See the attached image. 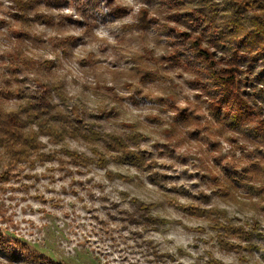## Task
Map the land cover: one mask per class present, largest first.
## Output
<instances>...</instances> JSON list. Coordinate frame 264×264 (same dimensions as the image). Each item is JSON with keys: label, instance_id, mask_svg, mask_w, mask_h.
<instances>
[{"label": "rangeland", "instance_id": "1", "mask_svg": "<svg viewBox=\"0 0 264 264\" xmlns=\"http://www.w3.org/2000/svg\"><path fill=\"white\" fill-rule=\"evenodd\" d=\"M256 1L264 3L146 0L148 12L156 16L144 15L133 27L145 30L141 41L151 31L165 46L164 56L134 58L131 71L113 74L116 87L129 95L121 98L98 87L99 106L89 109L69 107L63 98L61 105H53L52 89L24 87L20 74L47 75L56 63L37 65L26 59L31 50L26 41H32L31 48L44 47L28 29L35 23L52 26L58 19V27L86 23L90 30L126 10L114 0H12V7L0 0V44L11 47L0 55V68L11 76L0 89V264H178L187 253L179 249L173 254L163 246V237L179 225L173 210L183 213L187 223L208 220L216 232L205 241L200 229H189L197 234L193 251L207 244L234 254L239 264H264V129L257 122L264 120V52L245 47L241 32L239 42L227 41L230 19L251 28L248 17H264ZM41 6L47 11L42 13ZM67 7L83 19L52 15L53 9ZM218 29L224 41L217 39ZM76 43L80 41L58 46L67 57ZM199 48L207 49L213 61L203 59ZM228 62L234 63L236 89L250 112L238 122L231 111L216 107L224 100L218 85ZM177 77H184L189 95L174 84ZM154 86L162 89L163 99L152 97ZM12 100L23 103L8 111ZM125 102L151 103L167 119L129 124ZM20 108L23 127L2 121L4 114ZM221 138L233 149L222 152ZM180 198L192 203L184 205ZM138 201L159 221H141L134 207ZM210 203L232 205L243 219L229 218L218 207L206 209ZM205 256L211 253L204 252L196 264H219Z\"/></svg>", "mask_w": 264, "mask_h": 264}, {"label": "clouds", "instance_id": "2", "mask_svg": "<svg viewBox=\"0 0 264 264\" xmlns=\"http://www.w3.org/2000/svg\"><path fill=\"white\" fill-rule=\"evenodd\" d=\"M4 2L8 7L13 6L12 0H4ZM114 3H118L121 8H124L126 14L114 21L94 25L90 30L86 23L84 26L65 23L63 27H58L60 25L58 19L53 21L52 26L42 23L33 24L28 29V33L30 36L38 38L44 47L34 49L31 48L32 41H26L25 43L31 49L25 54L26 59L37 65L45 62L56 63L52 64L51 71L47 75H41L34 71L20 74L18 78L26 81L24 87L32 91H35L37 87H43L44 90L52 89L53 94L50 103L53 105H61L63 98L69 107L86 105L89 109L99 106L100 101L94 92L98 87L112 89L121 98L127 97L129 94L126 91H121L116 87L113 82V74L131 71L134 66L133 59L144 58L145 53H151L153 58H162L165 46L155 38L151 31L147 32V40L141 41L139 37L141 32L145 30L133 27L140 24L144 15L152 18L156 16L154 11L148 12L149 5L146 0H114ZM46 11L41 6V12ZM52 15L54 17H71L72 20L83 19L73 7L53 9ZM68 40L80 41V43L74 44L71 48V55L65 57L58 45ZM5 51H11V47L0 44V55H3ZM84 61L90 63L85 64ZM98 77L101 79L98 80ZM9 79H11L10 74L3 72L0 68V89L5 86L4 81ZM27 81H35V83H27ZM174 84L184 86V95H189L191 90H188L184 85V77H177ZM12 87H16V85H12ZM151 95L155 99L164 98V92L160 87L154 86ZM20 103L23 101H10L9 104L12 107L8 111H12L15 105ZM179 104L181 107H187L185 100H180ZM124 107L129 124H147L149 117L160 116L161 119H167V116H161L158 109L151 103L135 106L125 102ZM61 110L63 109L61 108ZM164 127L167 128L168 125L165 124ZM220 143L222 152L227 153L233 149V145L225 138H221ZM142 147L147 148L148 145L145 144ZM179 151H185V149L180 148ZM236 155L239 156V152ZM196 182L192 181V183ZM204 191L208 195L211 194L207 189ZM180 203L189 205L192 202L186 198H180ZM217 207L227 212L229 218L243 219L241 213L236 211L232 205L210 203L205 206L208 210ZM184 217L183 213H177L173 210V220L178 221L179 225L163 237V240L167 242L163 246L168 252L175 254L179 249H183L187 253V256L179 258L178 264H196V259L204 252L211 253V257H204L205 261L211 258L219 264H239L234 254L225 255L207 244L201 245L199 252L193 251L190 245L197 238V234L189 231V229H200L199 238L205 241H212L216 232L211 230L210 222L206 219L195 218L193 222L187 223ZM257 259L259 258L257 257Z\"/></svg>", "mask_w": 264, "mask_h": 264}, {"label": "trees", "instance_id": "3", "mask_svg": "<svg viewBox=\"0 0 264 264\" xmlns=\"http://www.w3.org/2000/svg\"><path fill=\"white\" fill-rule=\"evenodd\" d=\"M258 3H260L258 6L261 5L262 9H264V3H262V1ZM248 18L249 21L252 23L251 28L244 27L243 23H241L237 18H233L228 21L229 27L227 28V30L228 33L231 35L230 37H228L227 41L233 43L239 42L238 34L239 32H241L243 34L241 39L242 41L240 40L241 43H243L245 47L251 48L252 46H254L255 52L262 53L264 52V17H262L260 13H254L253 16ZM217 31H218V34L216 33L218 35L217 39H222V41H224L223 40L224 34L221 33L222 31L220 29H218ZM228 47H231V45H229ZM199 49L201 51L200 56L203 59L213 61L212 58L210 59V53L207 49L205 48H199ZM229 62L225 70L227 74L221 78L218 85L220 87L219 89H221L222 87L224 90V100L217 102L216 107L217 108L219 107V110L223 108L225 112L231 111L233 113L232 116L233 122H238L242 118L248 119L250 116V112L248 110V106L246 105L244 100L240 97V93L236 89V84L234 80V71H235L234 63L232 62L229 63ZM35 105H39L40 107V104L38 103H36ZM22 111L23 110L20 108L19 110H16L14 112H8L4 114L1 119L8 126L23 127V123L20 119V115ZM257 122H262V124L259 125V128L264 129V120L262 121L258 120ZM113 139L115 142H118L121 146H123L121 140L118 137H115ZM134 207H136L135 209L136 214L141 213L138 214L141 217V221L146 223L159 221L157 218L153 220V218L150 217L149 208L147 206L142 205L141 202L138 201L134 205Z\"/></svg>", "mask_w": 264, "mask_h": 264}]
</instances>
